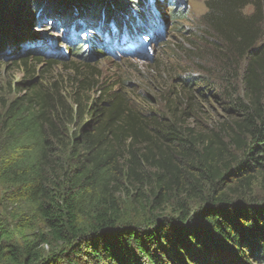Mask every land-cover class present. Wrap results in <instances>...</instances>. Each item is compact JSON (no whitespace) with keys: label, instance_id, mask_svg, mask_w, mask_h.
<instances>
[{"label":"trees","instance_id":"obj_1","mask_svg":"<svg viewBox=\"0 0 264 264\" xmlns=\"http://www.w3.org/2000/svg\"><path fill=\"white\" fill-rule=\"evenodd\" d=\"M145 1L0 0V50L5 11L44 10L60 24L74 10L99 22L92 26L98 31L104 22L129 24L130 13L144 29L135 11L144 19ZM207 7L204 34L214 47L247 60L245 98L230 106L239 115L229 127L230 144L240 153L216 132H182L142 111L94 76L76 80L70 96L30 78L21 89L27 91L2 106L8 156L0 180L17 186L44 229L21 221L11 229L0 219V264H264V198L250 194L255 180L264 183V0H208ZM87 41L91 50L100 45L95 37ZM20 56L28 71L30 57ZM181 189L200 207L172 203ZM124 190L133 191L137 210L124 208Z\"/></svg>","mask_w":264,"mask_h":264},{"label":"rangeland","instance_id":"obj_2","mask_svg":"<svg viewBox=\"0 0 264 264\" xmlns=\"http://www.w3.org/2000/svg\"><path fill=\"white\" fill-rule=\"evenodd\" d=\"M207 1L146 0L144 19L135 11L136 24L145 25L144 29L136 28L128 16L130 13H125L129 24L124 22L115 28L113 21L104 22V31L92 27L99 26V22L94 24L86 12L82 15L70 11L67 22L57 24L53 16H44V10L33 15L28 12L13 15L5 11L6 46L0 50V165L8 156L3 126L6 107L2 106H8L27 91L24 89L22 93L24 82L34 78L48 90L70 96L76 80L83 75L94 76L121 91L139 109L164 116L182 132L193 130L205 136L218 133L220 140L229 145V151L238 155L240 150L230 144L229 127L239 115L234 114L230 106L234 99L245 98L247 60H238L237 55L214 47L212 38L204 34ZM20 10L18 7L17 12ZM252 11L251 6L246 10L247 13ZM75 22L80 24L78 28H74ZM88 37H95L100 45L96 44L94 50L88 49ZM74 39L79 40L75 46ZM36 50L38 52L33 53ZM21 53L30 57L28 71L21 63ZM49 59L60 62L51 65ZM17 189L0 180V219L11 229L21 222L35 223L44 229L34 205ZM185 190L181 189L182 197L174 198L172 203L180 199L199 208L200 199L187 197ZM129 192L131 194L124 190L119 194L122 204L127 211L137 210L133 191ZM250 194L264 198L261 178L254 181ZM247 195L240 198L246 199ZM170 210L169 204L163 212L170 214ZM44 249L49 247L45 245Z\"/></svg>","mask_w":264,"mask_h":264}]
</instances>
